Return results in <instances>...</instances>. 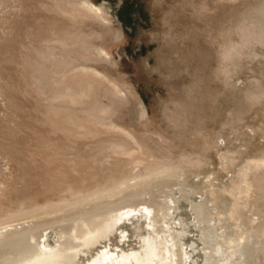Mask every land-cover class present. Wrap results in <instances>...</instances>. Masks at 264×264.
<instances>
[{
	"label": "rangeland",
	"instance_id": "1",
	"mask_svg": "<svg viewBox=\"0 0 264 264\" xmlns=\"http://www.w3.org/2000/svg\"><path fill=\"white\" fill-rule=\"evenodd\" d=\"M72 1L106 2L115 12L126 11L122 22L115 18L113 25L92 19L68 22L63 33L80 49L107 50L109 63L103 71L119 84L120 95L132 94L129 102L116 103L115 123L136 135L144 153L125 136L107 131L109 120L93 112V103L74 105L61 98L51 106L49 84L56 71L51 73L46 61L36 60L33 51L50 37L47 27L19 21L16 31L9 32L19 18V5L0 0V227L22 217L23 222L30 221L46 205L68 203L71 211L98 205L135 180L172 174L147 195L167 198L180 212L194 258L205 264L190 202H208L204 188L209 179L225 182L246 162L264 159V0ZM35 2L32 13L63 17V10L51 0ZM168 11L183 21L188 18L192 27V33L175 46L161 34L168 28L160 19ZM186 45L195 63L192 75L183 60ZM66 56L59 69L95 65ZM27 57L33 63H26L25 69ZM109 87L104 85L112 93ZM164 106L174 108L177 121L161 124L166 119ZM52 109L57 112L53 118ZM95 129L99 131L94 134ZM113 143L122 153H116ZM226 149L234 158L225 172L218 160L219 151ZM141 157L148 162L131 161ZM174 164L187 168L176 172ZM36 167L37 186L28 177Z\"/></svg>",
	"mask_w": 264,
	"mask_h": 264
},
{
	"label": "bare ground",
	"instance_id": "2",
	"mask_svg": "<svg viewBox=\"0 0 264 264\" xmlns=\"http://www.w3.org/2000/svg\"><path fill=\"white\" fill-rule=\"evenodd\" d=\"M15 1L19 5L20 15L18 20L15 19L11 24L9 32L16 31L19 21L26 23L31 20L36 22L37 26L47 27L50 35L44 46L37 48L36 45L33 51L36 60L46 61L51 73L56 71L49 84L51 106L59 103L58 100L62 101L61 98L69 99L74 105L93 103V112L108 118L107 131L125 136L134 148L143 154L144 145L142 146L136 135L122 130L115 123L116 103L129 102L132 94L124 91L125 94L120 95L119 84L113 81L109 73L103 71L109 63V53L101 47L90 51L80 49L71 42L72 38L69 39L63 33V28L68 22L83 23L86 19H92L103 25H113L114 18L122 22L126 15L125 9L120 8L115 12L106 2L87 4L72 0H51L53 6L55 4L63 10L61 18L64 19L43 18L37 13H32L36 11L33 6L37 3L35 0ZM204 11L206 12V9ZM161 19L160 25L168 28L167 31H161L166 43L175 46L182 36L187 37L192 33L188 18L183 21L184 19H178L174 12L168 11ZM182 54L187 72L192 75V66L195 63L187 45L182 49ZM66 55L80 62L91 61L95 65L59 69V63L68 60ZM33 60L35 62V59ZM26 63L31 65L33 62L27 57L22 66L25 67ZM106 84L110 86L108 89L112 93L104 88ZM138 95L144 102L142 96ZM162 112L166 118L161 122L162 125L177 121L178 115L173 107L164 106ZM51 115L53 118L54 115L57 116V112L52 109ZM67 117L75 124L74 118ZM204 121L205 117L202 119V122ZM92 131L94 133L99 130ZM112 148L116 153H122L120 147L118 149L114 143ZM230 150L219 151L218 161L224 171L234 158V153ZM148 160L141 157L131 161L147 163ZM166 167L164 166V170ZM186 168L174 164L172 170L180 172ZM166 175L161 173L135 180L116 194L113 192L110 198L107 197L108 201H98L101 204L88 208L71 211L68 203H62V207H52L48 204L50 207L46 205L30 216V221L23 222L25 217L18 216L19 219L13 218L14 220L6 224L4 222L6 226L1 223L4 227H0V264H198L194 258L193 245L189 244L190 236L186 234L189 228L183 233L180 212L171 207L167 198L147 195L153 191L152 186L155 188L158 182L172 177V174ZM28 177L32 184L38 185L40 178L37 167L29 172ZM204 193L208 202L204 200L188 204L191 206L193 226L198 229L196 232H200V248L205 264H264V159L246 162L233 171L225 182L214 184L209 179Z\"/></svg>",
	"mask_w": 264,
	"mask_h": 264
}]
</instances>
